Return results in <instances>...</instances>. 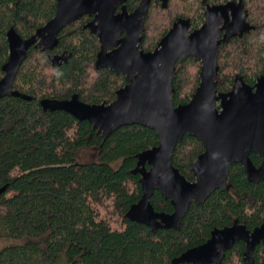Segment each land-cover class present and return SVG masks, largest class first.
Segmentation results:
<instances>
[{
	"label": "trees",
	"instance_id": "1",
	"mask_svg": "<svg viewBox=\"0 0 264 264\" xmlns=\"http://www.w3.org/2000/svg\"><path fill=\"white\" fill-rule=\"evenodd\" d=\"M201 2L194 16L173 6L172 0L165 7L153 5L143 50L154 51L178 18L190 17L193 28H199ZM244 2L258 35L221 46L218 92H229L236 77L254 86L264 76V0ZM139 3L129 0L128 11L134 12ZM56 10L57 0H0V81L9 60L8 31L15 29L28 39L54 18ZM89 21L84 16L60 35L53 53L66 54L67 63L53 64L49 57L53 53L30 49L14 89L32 100L0 99V189L6 187L0 195V240L18 242L0 251V264H172L188 249L205 243L215 228L232 226L237 220L250 231L260 227L264 181L249 182L239 164L230 169V191L218 190L204 204L192 205L180 230L153 233L128 220L130 207L143 196L140 176L132 173L137 155L159 146L157 133L135 125L105 137L89 122L61 111L45 112L41 106L44 99L66 100L73 95L88 104L111 103L127 84L123 75L96 69L100 43L84 29ZM201 68V62L193 58L177 63L176 106L191 101ZM87 149L95 150L96 158L80 162V152ZM203 152L197 138L185 136L175 148L173 164L194 181L191 165ZM251 159L260 166L257 155ZM151 204L157 212L174 211L171 201L158 191ZM245 249V243L236 244L222 264H249L244 260ZM254 257L255 264H264V245L255 249Z\"/></svg>",
	"mask_w": 264,
	"mask_h": 264
},
{
	"label": "water",
	"instance_id": "2",
	"mask_svg": "<svg viewBox=\"0 0 264 264\" xmlns=\"http://www.w3.org/2000/svg\"><path fill=\"white\" fill-rule=\"evenodd\" d=\"M127 2L57 0L54 18L32 37L23 39L15 29L9 30V60L2 69L0 99L32 100L14 89L30 49L35 46L54 51L59 46L58 35L65 28L84 16L93 18L86 29L101 44L96 69L123 75L127 84L109 104H88L73 95L66 100L44 99L41 106L45 112L61 111L80 122H89L105 137L127 126L154 130L160 144L137 155L132 173L140 176L143 196L130 207L126 217L149 227L153 233L180 230L192 204H204L218 190L230 191L233 165L243 167L249 182L264 181V76L254 86L236 77L229 92H218L217 81L221 46L251 33L255 27L247 21L243 0L207 6L201 28L191 32V21L180 18L155 51L146 53L142 50V34L152 0H140L133 13L127 11ZM188 58L201 62L200 84L188 104L176 106V65ZM185 136L197 138L204 146V152L191 165L194 181L173 164L175 148ZM252 154L262 159L259 167L254 165ZM155 191L171 201L172 214L155 211L151 204ZM5 192L6 187L0 189V195ZM239 242L246 244L245 261L255 264V249L264 244V223L253 231L239 221L230 227L216 228L209 241L174 258L172 264H222L226 253Z\"/></svg>",
	"mask_w": 264,
	"mask_h": 264
},
{
	"label": "flooded vegetation",
	"instance_id": "3",
	"mask_svg": "<svg viewBox=\"0 0 264 264\" xmlns=\"http://www.w3.org/2000/svg\"><path fill=\"white\" fill-rule=\"evenodd\" d=\"M129 1V0H128ZM240 0H226V1H221V2H218L217 0H202V5H203V22L201 23V25H200V27L199 28H201L204 24H205V21H206V17H205V9H206V7L207 6H214V7H217V5H223V4H226V3H229V2H235V3H238ZM166 3H167V0H159V1H156V0H152V2H151V5H150V9H149V14H150V10H151V8H152V6L153 5H155V6H158V5H161L162 7H165L166 6ZM243 3H244V6H245V10L248 12V10H247V8H246V5H245V2H244V0H243ZM140 4V3H139ZM126 7H127V3H126ZM138 8V7H137ZM119 9H120V7H119ZM127 11H128V9H127ZM129 12V11H128ZM129 13H133V12H129ZM149 14H148V17H149ZM89 17V16H88ZM147 17V18H148ZM91 18V17H90ZM147 18H146V20H147ZM92 19L93 18H91V21H92ZM178 19H180V18H178ZM177 19V20H178ZM184 19H189L190 21H191V32L192 31H194V30H197V29H199V28H193V22H192V18H184ZM146 20H145V25H146ZM247 21L251 24V26H254L255 27V30L254 31H252L251 33H249V34H246V35H244L242 38H239V37H236V38H234V39H244L245 37H248V36H250V35H252V33H254L255 31H256V26L253 24V22L251 21V18H250V14H249V12H248V19H247ZM90 22V21H89ZM88 22V23H89ZM87 23V24H88ZM175 23V22H174ZM173 23V24H174ZM73 24V23H72ZM87 24H85L83 27H84V29L85 30H88V29H86V25ZM173 26V25H172ZM222 26V25H221ZM69 27V26H68ZM67 27V28H68ZM67 28H65L64 30H66ZM172 28V27H171ZM63 30V31H64ZM171 30V29H170ZM169 30V31H170ZM63 31L58 35V38H59V44H60V35L63 33ZM90 31V30H89ZM90 33H91V31H90ZM92 34V33H91ZM168 34V33H167ZM166 34V35H167ZM225 34V32H223V34L219 37V39H221L222 37H223V35ZM95 36V35H94ZM142 36L144 37V42H145V27H144V33L142 34ZM97 37V36H96ZM121 37H123V35L121 36ZM164 38V37H163ZM162 38V39H163ZM234 39H232L231 41H233ZM99 40V39H98ZM230 41V42H231ZM144 42H143V44H144ZM99 43H100V41H99ZM160 43V42H159ZM143 44H142V46H143ZM229 44V43H228ZM159 45V44H158ZM35 47V46H34ZM158 47V46H157ZM38 48H40V47H38ZM41 50H42V48H40ZM57 49V48H56ZM55 49V50H56ZM100 49H101V44H100ZM221 49V48H220ZM54 50V51H55ZM142 50H143V48H142ZM43 51V50H42ZM54 51H51V53H53ZM144 51V50H143ZM155 51V50H154ZM43 52H50V51H43ZM99 52H100V50H99ZM98 52V53H99ZM145 52V51H144ZM151 52H153V51H151ZM146 53H149V52H146ZM98 55V54H97ZM49 57H51L52 58V60H53V64H63V63H67V61H68V56H66V54H64V53H62V54H58V53H53V54H51V55H49ZM56 57L58 58V59H56ZM96 59H97V57H96ZM125 77V76H124ZM126 78V77H125ZM257 82V81H256ZM256 84V83H255ZM104 103H107V102H104ZM103 104V103H102ZM107 104H109V103H107ZM253 155V154H252ZM259 157V156H258ZM260 158V157H259ZM261 159V158H260ZM261 163H262V159H261ZM261 165V164H260ZM172 205V204H171ZM192 205H195V204H192ZM191 205V206H192ZM196 206H199V205H196ZM191 208V207H190ZM174 209V208H173ZM157 212V211H156ZM174 212V211H173ZM172 212V213H173ZM160 213H164V212H160ZM172 213H169V214H172ZM166 214H168V213H166ZM185 218V217H184ZM238 221V220H237ZM227 227H230V226H227ZM225 228V227H224ZM216 229V228H215ZM249 230V229H248ZM214 231V230H213ZM212 231V232H213ZM253 231V230H252ZM212 232H211V235H212ZM210 238H211V236H210ZM210 238L207 240V241H209L210 240ZM206 241V242H207ZM205 242V243H206ZM205 243H203V244H205ZM240 243V242H239ZM244 243V242H243ZM202 244V245H203ZM238 244V243H237ZM260 245H264L263 243H261ZM259 245V246H260ZM199 246H201V245H199ZM245 246H246V244H245ZM198 247V246H197ZM258 247V246H257ZM256 247V248H257ZM195 248V247H194ZM233 249V248H232ZM189 250V249H188ZM245 251H246V249H245ZM245 253V252H244ZM255 253V252H254ZM227 254V253H226ZM226 258V257H225ZM255 258V257H254ZM245 260V259H244Z\"/></svg>",
	"mask_w": 264,
	"mask_h": 264
},
{
	"label": "rangeland",
	"instance_id": "4",
	"mask_svg": "<svg viewBox=\"0 0 264 264\" xmlns=\"http://www.w3.org/2000/svg\"><path fill=\"white\" fill-rule=\"evenodd\" d=\"M200 0H172L173 6H177L178 9L182 8L184 10H187L192 14V16L195 15V8L198 7V3ZM179 11V10H178ZM164 12H160V14H163ZM172 14V12L170 13ZM258 33H254L253 39H256ZM254 45L255 42H252ZM96 158V151L92 149L83 150L79 154V161L80 162H88L91 160H94ZM106 211H111V208L106 209ZM17 241L9 240V239H2L0 240V251L4 249L5 247H8L10 245L17 244Z\"/></svg>",
	"mask_w": 264,
	"mask_h": 264
}]
</instances>
